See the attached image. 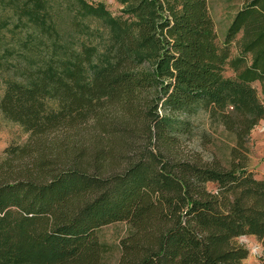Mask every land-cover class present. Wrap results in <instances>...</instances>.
Returning <instances> with one entry per match:
<instances>
[{
  "label": "trees",
  "instance_id": "16d2710c",
  "mask_svg": "<svg viewBox=\"0 0 264 264\" xmlns=\"http://www.w3.org/2000/svg\"><path fill=\"white\" fill-rule=\"evenodd\" d=\"M121 2L112 16L85 0H0V32L22 36L0 51L4 119L31 140L96 131L53 159L38 143L5 150L34 171L0 163V264H102L97 232L122 222L118 264H245L236 239L264 249V179L246 157L264 120L252 86L264 81V0H243L223 45L207 0ZM199 113L234 138L226 166L176 151Z\"/></svg>",
  "mask_w": 264,
  "mask_h": 264
},
{
  "label": "rangeland",
  "instance_id": "374dc122",
  "mask_svg": "<svg viewBox=\"0 0 264 264\" xmlns=\"http://www.w3.org/2000/svg\"><path fill=\"white\" fill-rule=\"evenodd\" d=\"M92 5L104 7L112 16L121 15L124 8L121 0H85ZM243 0H207L209 15L214 23L217 42L223 45L227 29L235 13L241 8ZM4 12H0L2 15ZM5 14V13H4ZM93 29H98L99 35L96 36L94 44L98 45L106 37L105 31L96 23L90 24ZM96 31V30H95ZM102 34V35H101ZM22 36L12 28L4 29L0 32V51L8 49L9 51L19 47V41ZM99 46V45H98ZM231 56L237 53L235 44L229 45ZM18 60V59H17ZM20 61V60H18ZM26 64V60H21ZM8 73H3L0 79V98L3 94L4 79L10 77ZM232 72L225 70V77H232ZM255 88L258 98L264 107V81L252 84ZM193 124L192 134L181 138L178 142L176 151L184 158L203 163L217 161L226 166L229 161L231 147L234 146V138L226 132L216 122L211 121L205 113H199L191 119ZM86 139L87 146L91 137L96 135V131L91 123H87L77 129L76 132L57 131L51 133L39 140H31L30 135L26 133L19 125L4 119L0 112V163L7 161L14 169L15 174L22 176L25 172L33 173L32 159H20L16 156L5 154L7 148H19L26 145H35L38 143L40 148L46 153L49 159H53L55 151L69 152L73 149V144L78 143L77 136ZM137 135V133H136ZM136 145L142 147L145 139L142 135L135 139ZM89 141V142H88ZM76 145V144H75ZM247 171L257 180L264 179V120L250 131L247 142ZM207 189L215 192L214 184H208ZM126 223H115L101 228L98 232V238L101 243L107 246V252L104 255L102 264H118L120 257V241L128 234ZM236 243L244 246L248 251V258L245 264H264V249L254 237L244 236L236 239Z\"/></svg>",
  "mask_w": 264,
  "mask_h": 264
}]
</instances>
